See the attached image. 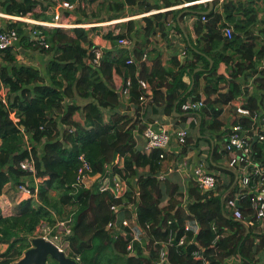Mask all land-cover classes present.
Here are the masks:
<instances>
[{
    "label": "trees",
    "instance_id": "obj_1",
    "mask_svg": "<svg viewBox=\"0 0 264 264\" xmlns=\"http://www.w3.org/2000/svg\"><path fill=\"white\" fill-rule=\"evenodd\" d=\"M143 1L125 0L124 5L139 7ZM195 1L164 0V5L171 7ZM1 6L7 15L24 18L30 15L37 21L42 16L35 13L36 9L41 7L42 11L45 10L39 0H4ZM122 7L118 5L117 10ZM157 7L149 6L144 13L159 9ZM238 12L246 19L236 20L234 13ZM69 15V12L64 14ZM163 16L160 13L143 18L147 39L154 33V21ZM203 17L207 23L198 25L196 31L205 29L209 34L207 41L213 44V48H201V52L213 56V50L216 54L213 56V68L206 78L208 83L204 87L205 108L196 116L201 133L203 129L219 133L225 125L221 120L223 107L243 94L240 78L255 70L259 58H264V48H258L256 38L249 32V28L258 20L257 10L250 4L237 5L229 1L223 4L222 14L212 11ZM47 19L44 17L43 21ZM224 19L234 24L235 31L231 40L222 33V29L229 25L222 24ZM23 25L26 23L18 21L11 23L8 28H15L19 36H22ZM33 28L42 32L49 45L48 49L42 47L41 50L50 58L45 74L33 67L13 64L15 57L11 50L6 52L3 59L8 65L0 67V84L8 88L10 107L17 110L20 117L19 124H15L9 110L0 102V244L8 245L5 252L0 253V264H13L22 259L32 247V239L38 237L37 229L43 223L55 228L58 217L62 219L64 206L67 205L75 206V210L72 212L74 219L70 224L71 234L65 236V239L69 241L70 256H81L83 264H155L158 251L154 249V242L167 240L171 231L177 232L178 242L188 222L194 227L196 224L199 226L198 233L191 231L188 234L189 242L179 248H171L169 263L166 264H204V260L208 264H258L257 257L264 252V230H254L252 225L246 229L244 222L232 218L226 204L229 199L236 197L234 192L223 196L222 200L224 190L219 185L215 192L203 194L192 183L189 201L183 204V200L178 197L179 187L155 176L160 169L163 151L154 149L142 153L136 150L134 130L139 121L116 110L122 103L119 92L125 88L127 79L131 78L129 102L137 106L135 116H140L142 110L140 79L146 81L152 90L153 101L148 105L168 103L174 107L176 104L177 113H181L182 105L187 102L179 93L183 89L181 79L187 70L193 71L197 64L189 62L175 74L163 66V60L158 56L153 60L152 71L147 73L145 68L139 70L136 65L127 64L131 55L128 50L118 46L119 40L125 36L108 34L105 39L112 43L113 49L104 52L100 67L94 68L91 65L93 52L99 48L92 41L91 34L97 28L88 31L84 28ZM229 50L233 53L227 55ZM192 53L198 61H204L205 68L210 66L206 56ZM144 55L143 51H135L137 61H141ZM221 62L228 66L235 64L231 67L229 89L224 94L220 92V83L225 77L218 74V64ZM201 74L197 75L192 91L196 95L190 101L201 99L197 94ZM255 84L264 92V68ZM163 88L165 92H162ZM78 100L84 103H76ZM243 107L250 111L251 116L235 117L233 125L240 123L250 130L252 117L264 108V95L260 99L255 95L246 97ZM228 132L223 131L222 135ZM191 139L188 137L182 153L192 143ZM29 141L31 147L28 146ZM218 151L215 141L212 159L206 160L209 169H213V158L226 154L225 151ZM29 154L36 161V178L43 180L40 183L20 166ZM82 156L91 166L92 177L108 175L126 181L131 190L126 200H116L111 193L101 192L98 181L88 189L79 185L77 178L83 164ZM117 158L124 159L122 167L114 165ZM253 161L264 165V143L260 141L253 145ZM145 167L150 168L149 174H141L140 170ZM9 184L17 192L18 186L26 184L33 192L38 190L37 197L22 201L13 213L4 199V190ZM135 188L140 192L139 200L136 201L138 223L145 227L147 223L152 225L149 243L145 245L148 256L143 254L139 245L136 246V255L130 256L127 252L130 238L116 235L108 229L114 219V207L124 201L133 202ZM53 192H58L59 201L53 197ZM217 192L220 194L215 195ZM246 198L240 200L239 208L247 219H252L251 196L249 200ZM226 230L230 232L227 235ZM191 239L195 240L197 246L189 244ZM198 247L203 251L204 260L197 261L193 257Z\"/></svg>",
    "mask_w": 264,
    "mask_h": 264
},
{
    "label": "crops",
    "instance_id": "obj_2",
    "mask_svg": "<svg viewBox=\"0 0 264 264\" xmlns=\"http://www.w3.org/2000/svg\"><path fill=\"white\" fill-rule=\"evenodd\" d=\"M18 1L22 2L23 0ZM42 1V3L46 6H43L41 3L43 9L45 8L44 11H42L41 7H38V11H40L38 14L42 16V19H39L41 21L44 20V17L50 18V16L47 15V11H51L54 16L56 13V10L50 7L51 3L49 1ZM229 1H233L235 4L237 3V5L250 4L257 10V23L249 28V32L253 37L256 38L255 42L258 45V48H264V0H197L195 2H185L181 5L171 7H166L164 5V0H144L142 5L139 7H130L128 5H124L125 0H94L92 2L81 4L79 7H77L74 13L69 15V22L73 21L71 25L80 24L87 31L97 28V31L91 34V39L95 45L104 52H108L113 49L112 43L105 39V36L108 34H112L113 36H125V38L129 41V44L118 46L128 50L131 58H134L135 60V51H143L145 55H147V58L145 60L142 59L141 61L136 60V64L134 65H136L139 70L145 68L147 73L152 71L153 60L158 56H161L163 60V66L175 74L178 73L182 67L189 64V62L197 64L193 71L187 70L181 79L183 89H180L179 93H181V97H185L186 101L188 102L196 95L193 94L192 91L194 90L197 75L199 73L202 74L199 78L197 94L201 96V99H206L204 87L205 84L208 83L206 78L213 68V56L216 54V52H213V50L211 51V53L214 54L213 56H207L201 52V48L211 50L213 48V44L207 41V38H209L208 32L205 29L197 32L196 27L198 25H204L207 23V21L203 20L204 17L201 18V16L209 15L212 11L222 14L223 4ZM118 5H123V7L120 10H117ZM155 5H158L157 8L159 9L152 10L149 13H144L147 10L146 8L149 6L153 7ZM113 6H115L114 9ZM194 6L198 7L193 8ZM0 7L2 8L1 5ZM208 10L210 11L209 14H202ZM160 13L164 16L161 19L154 21V33L147 39L144 33L145 22L143 21V18ZM234 15L236 20L246 19V17H244L239 12L234 13ZM48 21H50V19ZM130 22H132V24H129ZM10 24V20L0 17V30L7 29ZM222 24H229V26H231L235 31L234 24L227 22L225 19L223 20ZM33 26L34 25L26 23L25 26L23 25L21 27L22 36H20L19 41L11 49V53L15 57V63L13 64L17 66L33 67L40 71V69H38V67L35 65L29 66L20 62L21 55L26 53L24 49L33 46L31 35ZM115 49L116 48H114V50ZM192 52L206 56L205 59L210 62V66L205 68L204 61H198ZM232 53L233 51L231 50L227 51V55ZM39 55L40 58L37 56L35 57L42 60L44 64L43 71L45 74L46 65L50 58L44 54ZM263 60L264 58H259V61L255 64V70L247 72L246 75L240 78L243 94L229 105H225L223 107L221 120L225 122V125L222 131L219 133H214L208 129H203L201 133L198 117L196 118L194 116L192 119L191 116L184 113L182 110L181 113H177L176 104L174 107H171L168 103L148 105L146 108L140 110V116H135L137 106L131 104L127 98H121V106H119L116 110L121 114L127 113L131 118L139 121V124L134 130L136 150L142 151V153L151 152V150H147L146 141L143 136V132L149 124H154L156 125L157 129L167 130L171 134L172 140L170 147L164 152L165 158L162 159L160 169L157 171L155 176L158 179V176L164 175V181H168L169 184H173V186L177 185L180 192L178 197L179 199L183 200V204L189 201V189L191 184L195 183L194 169L199 164L206 162L207 159H209V161L212 159V150L214 149L215 141L218 144V152H224L222 146L223 142L227 139L228 134H222L223 131L230 132V129L233 126V121L235 120V117L237 118L235 113L236 107L242 103L244 104L245 98L250 95H255L259 99L264 95V92L261 91L255 84V80L262 70L261 66L263 64ZM7 65L8 62H5L4 65L0 62L1 68L2 66L5 67ZM234 65L235 64L228 66L223 62L218 64V74L225 77V80L220 83V92L223 94L229 89L228 83L231 80V67ZM162 92H165V88L162 89ZM215 96L218 97L217 95ZM76 103L83 104L84 102L78 100ZM260 113L261 115L264 113V108L260 110ZM263 127L264 122L259 124L260 129H263ZM183 128H187L189 131V137H192V143L187 146L184 153H182L183 147H181L176 138V131ZM123 164L124 159L120 158L119 166L122 167ZM209 171L218 177L219 186L222 190H224L222 194V200L223 196H229L232 191L234 192V196L239 197V181L243 177V173L242 171L228 167V156L226 154H223V156L220 158H213V169H209ZM140 172L141 174L145 175L149 174L150 168L145 167L140 170ZM136 180L137 179L134 181ZM42 181V179L39 180V182ZM232 181L233 183L231 187L227 189V186H229ZM255 193H257V190H253L252 193L246 192L245 196L239 199V203L240 200H243L246 198V196H248L246 199L249 200L250 196L252 197V194ZM218 194L220 193L217 192L215 195ZM4 195V199L7 200L8 204L11 205V210L13 213H15L16 209L19 208L21 205L20 203L22 202L17 191L12 187L11 184H9L4 190ZM128 214L129 212H127V215ZM72 215V213L67 215V213L64 211L62 219L58 217L56 224H59L58 222L61 221L72 222ZM71 222L69 224H71ZM250 225L253 226L254 230H256V228L262 229L253 221L245 223L246 229H249ZM39 229L40 227L37 229L36 235H38ZM63 229L64 228L61 229V232ZM57 232H59V230ZM57 232L55 230L53 233L56 234ZM52 234L50 235L52 238H50L48 241H52L55 245H67L65 236H59L56 234L55 236H59V239L57 240ZM40 236L41 235H38V237ZM0 246H3V250L0 253L5 252L8 247L7 244H0ZM257 260L258 264H262L264 262V252H262L257 257Z\"/></svg>",
    "mask_w": 264,
    "mask_h": 264
},
{
    "label": "built area",
    "instance_id": "obj_3",
    "mask_svg": "<svg viewBox=\"0 0 264 264\" xmlns=\"http://www.w3.org/2000/svg\"><path fill=\"white\" fill-rule=\"evenodd\" d=\"M4 0H0V5ZM51 3L50 7L56 10L55 16L52 21H41L37 20H29L24 17H15L11 15H7L3 9L0 7V17L6 18L11 21V23H15L18 21H24L30 25L41 26L44 28H61L64 30H71L74 28H83L80 24L71 25L68 20V16H64L65 13L69 12L70 15L74 13L77 7L81 4H85L87 2H92L93 0H74L73 2L64 1V0H46ZM204 21H207L206 18H203ZM222 33L229 40L232 39L234 35V29L231 26H225L222 29ZM32 42L35 48L42 50V47L48 49L49 45L46 42L45 37L42 35V32L36 29L31 30ZM19 33L15 28H7L5 30L0 31V62L4 63V57L8 50H11L15 44L19 41ZM129 41L126 38L119 40V45L124 46L128 45ZM94 58L91 61V65L94 68L100 67L101 60L103 58V53L101 49L94 50ZM147 58V55H144L143 60ZM261 69L264 68V60L262 61ZM127 64H136V60L131 58ZM140 89L143 91V94L140 97V106L142 109L146 108L150 102L153 101V94L149 84L144 80H139ZM132 87L131 78L127 79L125 88L120 91L121 98H127L129 100L130 91ZM11 95L9 93L8 88L1 83L0 84V102L9 110L10 117L15 124H19L20 117L18 116V112L15 109L10 107ZM205 108V99H200L198 101H188L184 103L181 107L182 111L193 119L194 116L197 118V113L201 112ZM235 113L237 118L241 117H250L251 113L248 109L243 107V103L236 107ZM252 128L250 130L245 129L240 123L234 124L228 133L227 139L223 143V150L228 156V167L231 169H236L242 171L243 177L239 181V197H235L234 199H229L227 201V208L232 218L238 222L249 223L251 220H254V223L258 224L262 229H264V165L257 164L253 161V144L252 140L257 137L258 141L264 143V127L263 129L259 128V124L264 122V113H258L254 117H252ZM197 123V120H196ZM23 129V127H21ZM72 132V130H70ZM143 136L146 141L147 150H162L163 154L161 158H165V151L170 147L171 143V134L164 129H157L156 125L149 124L144 132ZM189 137V131L187 128H183L176 131V138L181 145L184 147L187 144V139ZM257 141V142H258ZM119 159L114 162V165H119ZM83 162L80 170L78 171L77 182L79 185H83L85 188H91L95 181L99 183V189L101 192H109L116 200L125 199L126 195L130 190V186L126 181H123L117 177H112L108 175H97L92 177L90 173L92 172L90 164L81 157ZM203 162L199 164L194 169V182L197 187L203 194H208L211 192H215L218 183L217 178L213 173H210L207 169V163ZM22 170L25 172L32 174L35 177L36 182H39V178H36L37 169H36V161L34 157L29 154V157L25 159L20 164ZM158 179L163 181L165 180L164 175L158 176ZM92 184V186L90 185ZM253 190H257V193L252 194L251 197V209L253 210V218L247 219L241 209L239 208V199L245 196V193H252ZM38 190H31V188L22 184L18 186V196L20 200L24 201L30 198L37 197ZM140 192L138 188L133 190V202L124 201L122 204H118L114 207V219L109 224L108 229L113 231L116 235H124L130 238L129 243L127 244V252L130 256H135L137 253L136 246L139 245L143 254L147 255V250L145 245L149 243V232L152 227L151 223H147L146 227L141 226L138 223V214H137V204L136 201L139 200ZM10 208L11 205L9 204ZM127 212L129 214L127 215ZM248 220V221H247ZM71 221H61L56 224L55 228L59 229V236H68L71 234L70 223ZM171 225L172 223L169 222ZM64 228L61 232V228ZM45 228V227H44ZM53 229L49 227L44 230L43 238L46 240H50L52 238L50 235L53 233ZM65 231V232H64ZM194 231V234H197L199 231V226L196 224V227L193 226L192 223H186L184 227V235L180 238L178 242H176L177 232L171 231L167 240L155 241L154 249L158 251V261L155 264H166L169 263V253L171 248H179L184 246L188 241V234ZM229 231H225V234H229ZM59 236H55L58 240ZM52 242V241H51ZM67 245H56L62 251H64L68 257L75 260L78 264H83L81 260V256L74 255L70 256V246L69 241H66ZM53 243V242H52ZM189 244H194L197 246V243L194 239L190 240ZM148 256V255H147ZM193 257L195 260L200 261L203 259V251L200 247L193 252ZM204 264H208L207 261L204 260ZM264 264V262L262 263Z\"/></svg>",
    "mask_w": 264,
    "mask_h": 264
},
{
    "label": "water",
    "instance_id": "obj_4",
    "mask_svg": "<svg viewBox=\"0 0 264 264\" xmlns=\"http://www.w3.org/2000/svg\"><path fill=\"white\" fill-rule=\"evenodd\" d=\"M209 13L210 11L208 10L202 14ZM257 141L256 137L253 145ZM31 244L32 247L25 252L24 257L13 264H78L75 260L68 257L64 251L60 250L58 246L43 237L32 239Z\"/></svg>",
    "mask_w": 264,
    "mask_h": 264
},
{
    "label": "rangeland",
    "instance_id": "obj_5",
    "mask_svg": "<svg viewBox=\"0 0 264 264\" xmlns=\"http://www.w3.org/2000/svg\"><path fill=\"white\" fill-rule=\"evenodd\" d=\"M41 3L43 2L42 0H39ZM45 3V2H44ZM43 4V3H42ZM43 6H46L45 4H43ZM37 11H35V13L36 14H38V13H40V11H38V8L36 9ZM48 12V16H50V21H52L53 20V18H54V15L52 14V12L51 11H47ZM26 19H29V20H33V21H35L34 19H32V16H28V17H25ZM51 18H52V20H51ZM39 22V21H38ZM73 21H70V23H72ZM25 51H26V53H24V54H20L21 55V63L22 64H24V65H29V66H31V65H35V66H37L38 67V69H40V71L44 74V71H43V66H44V64H43V62H42V60H40V59H37V57H39L40 58V55L39 54H44V55H46V53H43V52H41L40 51V49H38V48H35V47H33V46H30V48H27V49H24ZM22 53V52H21ZM35 56H37V57H35ZM47 56V55H46ZM41 62H42V64H41ZM45 68V67H44ZM28 138V136H26V139ZM31 142L29 141L28 142V146L29 147H31L29 144H30ZM38 148H39V150H41V146L40 145H38ZM91 186H92V184H90ZM53 194V197H55V199H58V201H59V198H60V196H59V194H58V192H53L52 193ZM75 210V206H73V205H67L66 207H64V211H65V213H67V215L69 214L70 215V213H72L73 211ZM66 216V215H65ZM74 219V218H73ZM67 220H69V219H67ZM45 227V228H44ZM49 227V225L47 224V223H43L41 226H40V229H39V232H38V235H41L40 237H42L43 236V234H45L44 233V230H46L47 228ZM50 228V227H49ZM50 229H52V228H50ZM56 230V232H57V229H53V232ZM38 238V237H37ZM3 250V246H0V252Z\"/></svg>",
    "mask_w": 264,
    "mask_h": 264
}]
</instances>
